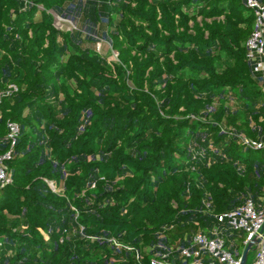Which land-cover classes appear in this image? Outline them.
Masks as SVG:
<instances>
[{
  "label": "trees",
  "instance_id": "trees-1",
  "mask_svg": "<svg viewBox=\"0 0 264 264\" xmlns=\"http://www.w3.org/2000/svg\"><path fill=\"white\" fill-rule=\"evenodd\" d=\"M73 1L0 0V93L17 88L0 96V157L20 128L0 264H137L109 237L148 262L261 202L264 149L241 139L264 136L244 0H114L117 62L56 27L51 11Z\"/></svg>",
  "mask_w": 264,
  "mask_h": 264
},
{
  "label": "built area",
  "instance_id": "built-area-1",
  "mask_svg": "<svg viewBox=\"0 0 264 264\" xmlns=\"http://www.w3.org/2000/svg\"><path fill=\"white\" fill-rule=\"evenodd\" d=\"M244 3L254 14V28L246 41L247 60L253 73L259 75L264 82V1L244 0ZM16 89L12 84L0 93V96L4 93L10 94ZM8 127L7 139L10 149L0 157V188L13 180V174L5 163L12 158L20 133L17 123L9 122ZM241 139L247 147L264 149V136L259 139ZM216 219L217 223L208 231H197L183 243L178 242L177 247L160 246L162 250L156 251L148 262H145V255L139 248L122 243L115 237L105 239L119 250L133 252L137 264H241L242 254L250 243L252 248L248 253L247 264H264V202L256 203L252 198H248L237 208L217 215ZM237 242L243 247L240 253ZM251 250L255 253L249 263Z\"/></svg>",
  "mask_w": 264,
  "mask_h": 264
},
{
  "label": "rangeland",
  "instance_id": "rangeland-1",
  "mask_svg": "<svg viewBox=\"0 0 264 264\" xmlns=\"http://www.w3.org/2000/svg\"><path fill=\"white\" fill-rule=\"evenodd\" d=\"M113 1L75 0L64 5V14L61 10H52L51 14L54 16L56 27L62 33L70 32L74 39L83 42L86 48L105 56L108 61L117 62L116 52L112 49L108 36L109 18L114 15L111 11ZM61 43L64 44L62 39ZM218 105L219 103H216L210 109H216ZM226 106L232 110L239 107L234 100L226 101ZM261 202L263 203L264 199ZM236 234L239 235L240 232ZM237 245L239 246L238 242ZM242 251L243 247L239 246L238 252ZM254 253V250L250 251L249 263L252 262Z\"/></svg>",
  "mask_w": 264,
  "mask_h": 264
},
{
  "label": "water",
  "instance_id": "water-1",
  "mask_svg": "<svg viewBox=\"0 0 264 264\" xmlns=\"http://www.w3.org/2000/svg\"><path fill=\"white\" fill-rule=\"evenodd\" d=\"M178 246V244H176V247ZM252 248V243H250L246 249L244 250L243 254H242V261L241 264H247V259H248V253L249 250Z\"/></svg>",
  "mask_w": 264,
  "mask_h": 264
}]
</instances>
